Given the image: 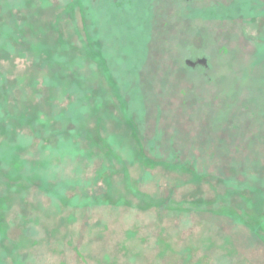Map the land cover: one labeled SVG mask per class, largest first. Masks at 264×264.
<instances>
[{"label":"rangeland","instance_id":"obj_1","mask_svg":"<svg viewBox=\"0 0 264 264\" xmlns=\"http://www.w3.org/2000/svg\"><path fill=\"white\" fill-rule=\"evenodd\" d=\"M149 2L0 0V264H264V35Z\"/></svg>","mask_w":264,"mask_h":264},{"label":"flooded vegetation","instance_id":"obj_2","mask_svg":"<svg viewBox=\"0 0 264 264\" xmlns=\"http://www.w3.org/2000/svg\"><path fill=\"white\" fill-rule=\"evenodd\" d=\"M151 2L154 3L150 7L152 17L156 16L157 11L159 12V17L166 23L167 34L179 33L188 36L195 34V36L207 37L208 32L211 31L216 38H223L228 42L237 33L245 37L243 29L246 25L252 24L260 30L255 31L257 35L259 32H262L259 36L264 35V0H150L149 4ZM192 22L199 24L191 26ZM204 23L211 25L210 30L206 25L204 26ZM201 58L205 59V64L186 63L187 60L195 62ZM184 64L191 70H204L209 66L206 57L198 56L185 59ZM176 79L180 82L179 77Z\"/></svg>","mask_w":264,"mask_h":264},{"label":"water","instance_id":"obj_3","mask_svg":"<svg viewBox=\"0 0 264 264\" xmlns=\"http://www.w3.org/2000/svg\"><path fill=\"white\" fill-rule=\"evenodd\" d=\"M205 59L204 58H201V59H197L195 62H191L190 60H187L186 63L188 65H194L195 63H201V64H205Z\"/></svg>","mask_w":264,"mask_h":264}]
</instances>
